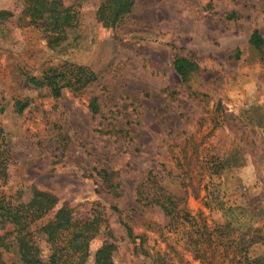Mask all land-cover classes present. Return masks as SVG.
I'll return each instance as SVG.
<instances>
[{
    "label": "rangeland",
    "instance_id": "rangeland-1",
    "mask_svg": "<svg viewBox=\"0 0 264 264\" xmlns=\"http://www.w3.org/2000/svg\"><path fill=\"white\" fill-rule=\"evenodd\" d=\"M62 1L79 6L81 20L51 48L26 24L23 0H0V10L14 12L0 23L6 106L0 122L12 151L10 178L0 191L35 185L83 220L101 206L104 221L89 264L104 242L115 244L116 264H236L239 240L229 248L216 237L196 245L189 240L197 226L205 231L204 222H228L229 208L236 240L240 233L257 238L249 264H264V47L249 43L256 28L264 37V0H136L118 27L97 20L102 0ZM232 12L240 17L228 19ZM176 55L199 65L186 84L174 69ZM67 62L90 66L97 81L82 94L65 90L54 98L22 75ZM93 96L101 102L97 115L88 107ZM14 97L33 101L18 113ZM59 130L69 136L64 152ZM95 167L115 173L119 197ZM149 170L184 198L190 222L137 202L136 187ZM122 218L137 239L129 238ZM40 246L47 259L50 245L41 240Z\"/></svg>",
    "mask_w": 264,
    "mask_h": 264
},
{
    "label": "trees",
    "instance_id": "trees-1",
    "mask_svg": "<svg viewBox=\"0 0 264 264\" xmlns=\"http://www.w3.org/2000/svg\"><path fill=\"white\" fill-rule=\"evenodd\" d=\"M135 2L136 0H102L96 18L107 27H118L124 24L133 11ZM21 14L28 18L27 25L41 31L51 48L60 46L68 37V29L77 26L81 20L79 6L66 5L62 0H23ZM13 15L11 10H0V23L9 20ZM239 17L237 12L227 15L228 19ZM249 43L258 49L264 47V37L259 29L252 31ZM173 66L185 84L199 69L196 61L182 55L175 56ZM22 75L33 88L43 89L54 98L61 97L65 90L82 94L98 79V74L90 66L73 62L58 66L47 65L40 74L23 72ZM32 101L30 97H14V107L18 113H22L31 106ZM88 107L92 115L99 114V97L93 96ZM5 109V104L0 101V114L4 113ZM107 133L113 132L109 130ZM55 136L64 152L69 141L67 132L59 130ZM11 163L12 151L0 122V182H8ZM94 170L109 192L114 197H119L120 184L114 179L115 173L107 168L95 167ZM163 181V176L149 170L136 187L137 202L142 206L160 207L165 216L171 217L173 221L182 218L190 222L191 216L183 203L184 198L173 195ZM100 207L95 210L93 218L83 220L75 215L70 204L62 203L56 194L35 185L28 189L19 187L14 192L0 191V264H89L93 240L104 221ZM112 209L120 213L118 206L114 205ZM233 212V209L229 208V219L226 223L209 225L204 222L205 231L199 230L196 223H193L192 226H197L194 230L196 236L190 238L189 235V240L191 244L196 245L204 241L210 242L216 237L218 243L226 248L239 240V258L235 255L233 259L236 264H249V248L257 238H249L248 233H240L236 240V228L231 220L234 218ZM121 221L126 226L129 238L137 239L139 236L135 234L133 226L123 218ZM224 239L226 241H223ZM41 240L50 245L47 259L42 256ZM115 250L114 243L104 242L95 250L94 264H116ZM199 251L195 249L197 258H201Z\"/></svg>",
    "mask_w": 264,
    "mask_h": 264
}]
</instances>
